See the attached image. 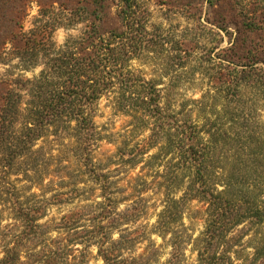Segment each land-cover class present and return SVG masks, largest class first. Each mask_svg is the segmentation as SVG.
Segmentation results:
<instances>
[{
	"label": "rangeland",
	"instance_id": "374dc122",
	"mask_svg": "<svg viewBox=\"0 0 264 264\" xmlns=\"http://www.w3.org/2000/svg\"><path fill=\"white\" fill-rule=\"evenodd\" d=\"M130 2L133 3L109 0V8L101 15H108L101 31L122 29L125 20L119 15L133 12L147 19V31L156 41L157 51L144 58L135 57L130 67L146 78L159 80L161 88L172 84L177 103L200 98L208 88L207 76L191 67V59L201 54L205 59L213 54L229 58L226 50L235 41L242 62L254 59L264 67V0ZM85 4L88 10H94L89 0H0V46L3 43L5 52L0 51V78L8 82L0 83V107L9 87L20 89L26 97L24 87L13 82L19 77L33 78L48 60L43 54L32 57L33 45L25 37L42 40L45 47L52 42L62 46L70 36H80L90 24V16L82 13ZM23 50L28 52L26 58L37 64L35 68L23 67L18 57ZM180 50H186L187 55H180ZM187 75L197 79L195 85L184 80ZM255 90L244 92V106L252 108L254 119L264 129V103L254 104L248 99L258 98ZM214 107L220 108L216 104ZM175 108H179L178 104ZM194 109L196 114L198 107ZM95 122L104 134L110 135L97 143L94 156L97 162L107 164L104 172L114 182L113 204L109 205L99 182L88 174L66 177L63 159H68L72 168L80 167V162L67 148L61 158L53 160L51 154H59L64 147L51 143L54 137L48 135L50 140L44 138L35 144L34 150L41 149L38 154L19 159L0 176V264H196L195 240L205 227V202L186 198L176 221L164 225L167 219L161 215L166 206L165 187L169 178H175L171 173L173 167L165 165L163 156L148 162L149 155L157 153L158 147H153L145 157L138 155L135 161H129L130 152L136 153L139 144L147 145L149 129L141 127L131 116L117 113L106 96L100 102ZM135 125L140 128H134ZM65 142L74 145L72 138ZM161 144L162 140L158 146ZM0 156L5 157L0 163L8 165L10 157ZM259 170L264 171V167ZM176 175L179 178L173 180L172 191L179 198L187 179L181 180L179 171ZM78 178L80 182H76ZM261 180L263 185L258 186L263 190ZM70 182H75L79 190L62 195L69 192ZM103 206L107 216L100 215ZM173 229H184L188 234L187 242L179 248L173 243ZM257 233L258 226L250 219L234 230V234L241 235L244 250L238 264H264V243ZM111 247L112 260L106 261L100 248ZM255 247H259L261 254L253 260Z\"/></svg>",
	"mask_w": 264,
	"mask_h": 264
},
{
	"label": "trees",
	"instance_id": "16d2710c",
	"mask_svg": "<svg viewBox=\"0 0 264 264\" xmlns=\"http://www.w3.org/2000/svg\"><path fill=\"white\" fill-rule=\"evenodd\" d=\"M125 1L129 5L133 3ZM108 3L109 0H89L94 10H88L85 4L82 13L90 16L87 18L90 24L80 36H70L62 46L52 42L45 47L42 40L31 35L25 37L33 45L31 56L43 54L48 60L33 78L19 77L13 82L24 87L26 97L20 89L12 87L3 96L0 154L10 157V162L8 165L0 163V176L19 159L38 154L41 149L34 150L35 144L49 135L54 139L47 140L64 147L59 154H51L53 160L57 161L67 148L80 162V167L72 168L67 164L69 160L63 159L66 177L81 178L82 174H88L99 182L109 205L113 204L114 182L109 173L104 172L107 164L97 162L94 156L97 143L110 137L95 122L100 102L106 96L117 113L131 116L150 131L147 145L139 144L136 153H129L132 155L129 161H135L138 155L145 157L153 147H158L157 153L149 155L148 162L163 156L165 165L173 167L171 173L175 178L179 171L180 179H187L179 198L173 196L175 178L167 180L166 206L161 215L167 219L164 225L176 221L186 198H198L206 204V222L195 240L196 264H238L236 261L241 259L244 250L241 235L234 234L237 227L248 219L254 221L264 243V189L258 186L263 185L261 179L264 180V171L259 170L264 167V129L254 119L252 108L244 106L247 102L243 99L246 90L255 88L258 98H248L249 101L264 103V67L258 66L254 59L242 62L235 41L226 50L229 58L213 54L205 59L201 54L194 60L190 55L191 64L196 63L191 67L200 70L210 82L200 98L177 103L172 84L161 88L159 80L146 78L130 67L135 57L144 58L157 51L156 41L147 31V19L133 12L123 17L119 15L125 20V26L102 32L108 15H101L109 8ZM2 49L3 43L0 51L5 53ZM180 53L187 55L188 52L180 50ZM26 55V50L18 55L23 67L35 68L37 64L34 60L30 62L31 58L27 59ZM184 80L192 85L197 81L188 75ZM0 83L8 82L0 78ZM176 104L179 108H175ZM215 104L220 107L218 110ZM194 106L198 107L196 114ZM71 138L73 146L65 142ZM160 140L163 144L158 146ZM2 160L5 157L0 158ZM80 178L76 182H80ZM67 187L69 192L62 195L79 190L75 182ZM101 209L100 215L104 216L106 207ZM171 233L178 248L187 242L188 234L184 229H173ZM113 248H100L106 261L112 260L109 254L112 255ZM255 250L253 260L261 254L259 247Z\"/></svg>",
	"mask_w": 264,
	"mask_h": 264
}]
</instances>
